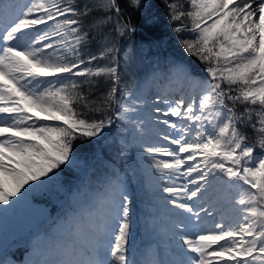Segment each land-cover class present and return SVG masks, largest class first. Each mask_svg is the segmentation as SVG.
I'll use <instances>...</instances> for the list:
<instances>
[{
  "label": "snow or ice",
  "instance_id": "obj_1",
  "mask_svg": "<svg viewBox=\"0 0 264 264\" xmlns=\"http://www.w3.org/2000/svg\"><path fill=\"white\" fill-rule=\"evenodd\" d=\"M127 3L139 12L150 7L149 0ZM164 5L180 22L174 30L192 33L181 44L208 78L170 59L152 78L190 91L149 97L144 86L127 84L131 50L121 68L119 38L138 27L118 0L82 7L72 0H0V209L54 181L73 161L74 142L101 136L115 119L138 140L166 222L164 256L149 251L140 264H264V0ZM94 12L86 28L82 18ZM93 40L101 50L85 58L82 49ZM96 61L104 63L92 67ZM100 77L109 86L92 99L83 86ZM83 109L105 115L93 120ZM247 128L257 134L259 152ZM221 198L232 209L227 221ZM131 204L116 175L94 206L72 217L58 244L45 250L34 243L26 264H137L129 259Z\"/></svg>",
  "mask_w": 264,
  "mask_h": 264
},
{
  "label": "rangeland",
  "instance_id": "obj_2",
  "mask_svg": "<svg viewBox=\"0 0 264 264\" xmlns=\"http://www.w3.org/2000/svg\"><path fill=\"white\" fill-rule=\"evenodd\" d=\"M18 3L23 4L24 0H18ZM186 35L188 36H186L185 39H190L192 37V33L190 32H188ZM127 50H129V47L127 48ZM170 50L175 53L174 49H172L171 47ZM133 51L135 52L136 49H131V52ZM173 53H159L158 56L160 58L156 59V62L154 63H152V61L150 60L151 62L148 64V66H146L147 69L149 68V71L152 73L156 70L166 72V62L170 59L182 61L189 65L190 62L188 60H185L182 55L178 56ZM140 57H142V59H146L147 56L146 54H142L140 55ZM128 73H133L131 68ZM204 74L205 73L201 72V75H199L193 71L194 76L201 79H207L208 74ZM159 77L164 78L162 80L163 83H159V85L153 86V88L151 85V89L149 91H146L145 93L147 96L152 97L157 93V91H162V89L166 87H164L166 77ZM153 80L155 81V79ZM172 87L176 89L181 88L180 85L174 83ZM172 87L170 88V94L174 93ZM181 90L190 91L187 86H184L183 88H181ZM174 95H179V93ZM123 124L124 123L121 122L120 128H124L125 125ZM114 127L115 124L112 125L111 129H113ZM117 135L119 136V139L107 138L104 142L107 150H115L114 153L116 155L117 152L118 154L123 153L122 160L118 159V161L117 158L111 159L112 157L105 160L102 155H105L106 149L105 147L100 148L99 144H97L95 146L96 157L91 161V166L93 163L94 169L91 171V173H89L88 176L81 177L79 180H75L74 182L69 184L68 188H65L62 183H59L57 185V188H55L57 190L53 189L52 193L47 192V195L49 196V202H47L46 205H43L44 203H42L41 201H39L38 203L31 201L33 197L38 198L39 194L41 192H44V187L33 193L28 198L26 202L32 203L34 205L36 213L32 210L30 211V209H28L27 206L24 205V203L12 209H0V264H26V261L30 258V254L33 252V244L36 241V237L33 236L37 234L38 239H40L39 237L44 236V233L41 232V228H48L45 234L50 235L49 240H52L51 237L55 235L56 241L53 243L49 241V247L58 244L66 234V226L67 228L71 229L72 217L82 211L86 212L87 210H89L90 206H94L97 200L104 195L108 182L116 176L111 172L112 169L110 164H112L113 161H117V163L120 164L118 165L119 170L120 168L126 169V171H124L119 177L123 181L127 194L132 200V204L130 206L131 230L129 242V259L136 261L137 264H140V261H142L147 256L149 251H152V249L156 247V239L164 242V239L167 238V235L165 236L164 233L166 231V222L162 215L163 210L159 207L158 197L160 196V193L157 190V185L155 184V182L150 181L147 162L140 154L138 140L132 135L130 140V142L132 143L131 144L130 142L124 140V136H122V134ZM161 143L164 142L161 141ZM259 151L260 149L257 148V152ZM138 154H140V157L136 161L135 156H137ZM78 164H80L79 161ZM135 169H138L141 175H145L146 184L142 185V178L138 177L139 174ZM63 170H65V167H63ZM82 175L84 176V174ZM179 182L180 181H178V183ZM145 186L146 188L149 187L150 191H152V194L147 197L142 192V190H144L143 187ZM135 188L140 191L139 194L141 195H138V193L136 194L135 192L134 194L130 193L131 190L135 191ZM51 207L56 208L55 210H52L50 212L49 209ZM220 208L224 213L225 219L227 221V219L230 218L233 213L232 209L227 206L222 198L220 199ZM32 215L36 219H34ZM219 218L220 217L217 216L216 220H219ZM18 222L23 223L25 227L29 226L28 230H23L22 226H18ZM24 222H26V224ZM212 222V218H209V223L207 225L208 228L212 227ZM17 234L23 235L20 237V240L17 239L16 242L19 243L22 241L23 243L28 244L30 248V250H28L24 254V257L21 260L15 259L11 256H5V250L7 246H10L8 245L7 238L8 240H10L11 238H18L15 237ZM139 240L140 242L138 243ZM39 245L42 249L46 250L45 245Z\"/></svg>",
  "mask_w": 264,
  "mask_h": 264
},
{
  "label": "trees",
  "instance_id": "obj_3",
  "mask_svg": "<svg viewBox=\"0 0 264 264\" xmlns=\"http://www.w3.org/2000/svg\"><path fill=\"white\" fill-rule=\"evenodd\" d=\"M13 2L18 3V0H14ZM26 0H24L23 4H26ZM73 3L79 4L81 7L85 4H93L95 3V0H72ZM118 2L121 5L122 12L124 17H126L128 20L131 21L132 24L136 25L138 27L137 33L133 34L131 37H123L119 38V47H121V53H120V59H121V68L124 67L123 64V53L129 52L131 49H136L134 52H129L130 55V61L127 66V84L129 88L135 90L138 86H144L145 93L146 91H149L153 86L159 85V83L162 82L164 79L163 77H156L155 81L152 79L151 75L152 72L149 71V68L147 69L146 66L152 61V63L156 62L155 60L160 58L158 56L159 53H173L170 50V47L174 49L175 53L178 56H183L185 60H188L190 63L189 65L194 69V72L196 74L201 75V72L207 74L204 71V68L206 67L197 57L191 56L188 53L184 51L183 45L181 44V41L186 38V35L188 31L177 33L174 29L176 26L179 25V21L172 22L169 19L168 12L164 5V0H149V9L147 12H139L138 10H135L131 8L127 0H118ZM181 2L184 4L185 8L188 7L187 0H181ZM97 13L90 14L87 18H82L84 20V26L88 28L91 23H93L94 18L96 17ZM146 16H151L155 18L154 24H147L145 23ZM185 23H188L187 20H185ZM44 26H41L43 29ZM113 28V25L107 26L108 32H111ZM100 40H93L89 41L88 44L82 49V55L87 58L89 54H96L98 55L100 52ZM129 47V50L127 48ZM179 53V54H178ZM146 54V59H142L140 55ZM138 56V58H137ZM175 56V55H174ZM182 58V57H180ZM151 60V61H150ZM103 61H96L93 62L91 65L92 67L97 66V64H103ZM130 68L132 69L133 73L129 74ZM204 74V75H205ZM73 79H79L83 80V77L80 78H73ZM95 80V83L93 84H85L83 86L85 94L91 93L92 99H97L99 97H102L105 91L108 88V82L100 77V78H92ZM158 79V80H157ZM152 80V81H151ZM83 111L86 112V115L90 119H100L103 118L105 113H101L99 111H90L88 109H83ZM113 124H115V127L111 129V127L107 128L104 133L101 134L99 137H94L90 139H78L74 142V159L71 163H69L65 167V170H57L58 175L54 181L44 186V192H41L39 194V197L32 198L31 201L39 202L41 201L44 203L43 205H46L47 202H49V196L47 195V192L52 193L53 189L57 188V185L59 183H62V185L66 188H68L69 184L74 182L75 180H79L81 177L88 176L89 173L94 169V164L91 161L95 159L96 153H95V146L99 144L100 148L105 147V140L108 138H114L119 139V135L122 134L124 136V140L130 142L132 137V132L130 130V125H125L124 128H120L121 121L115 120ZM119 126V128H118ZM246 133V135L249 137L248 142L252 144H256L257 148L259 149V145L257 143V134L253 132L251 128L242 129ZM131 143V142H130ZM132 144V143H131ZM117 147V146H116ZM106 149V147H105ZM115 150H107L105 152V155H102L105 160L110 159V157L117 158V160H122L123 153L117 155L114 153ZM107 153V154H106ZM100 156V155H99ZM98 156V157H99ZM140 157V154L135 156V159ZM118 160V161H119ZM78 161L80 164H78ZM108 161V160H107ZM121 162V161H120ZM91 166V167H90ZM112 169L113 175L121 176V174L126 171V169L119 170L117 161H113L112 164H110ZM137 173L139 174V178H142V185L146 184V177L145 175H141L140 171L138 169ZM85 171L87 173L85 174ZM94 173V172H93ZM84 174V176L82 175ZM68 178V179H65ZM69 181V182H68ZM144 190L142 192L144 195L149 196L152 194V191H150L149 187L146 188L143 187ZM46 190V191H45ZM57 190V189H55ZM149 191V192H148ZM136 194H139L140 191L135 188L134 191ZM144 197V196H143ZM145 198V197H144ZM56 208V207H55ZM54 207H51L49 211L55 210ZM34 215V213H33ZM32 217L36 219L34 216ZM36 215V214H35ZM29 227V226H28ZM12 241L14 238H11ZM16 239V238H15ZM28 248H26L25 243H20L17 246H14L12 248L13 254L16 257H21L23 255L24 251H26Z\"/></svg>",
  "mask_w": 264,
  "mask_h": 264
},
{
  "label": "bare ground",
  "instance_id": "obj_4",
  "mask_svg": "<svg viewBox=\"0 0 264 264\" xmlns=\"http://www.w3.org/2000/svg\"><path fill=\"white\" fill-rule=\"evenodd\" d=\"M171 87H172V84H170V85L168 86V88L166 89L167 91H169V94H170V88H171ZM172 89L174 90V93H171L170 95H174V94H177V93H178V92L175 91L176 88H173V87H172ZM171 92H172V91H171ZM164 233H165V236H166V231H165ZM165 236H164V237H165Z\"/></svg>",
  "mask_w": 264,
  "mask_h": 264
},
{
  "label": "flooded vegetation",
  "instance_id": "obj_5",
  "mask_svg": "<svg viewBox=\"0 0 264 264\" xmlns=\"http://www.w3.org/2000/svg\"><path fill=\"white\" fill-rule=\"evenodd\" d=\"M13 251H11L10 253H9V256H11V257H13Z\"/></svg>",
  "mask_w": 264,
  "mask_h": 264
}]
</instances>
